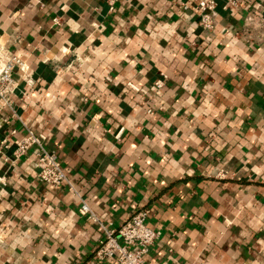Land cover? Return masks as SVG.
Masks as SVG:
<instances>
[{
	"label": "crops",
	"instance_id": "1",
	"mask_svg": "<svg viewBox=\"0 0 264 264\" xmlns=\"http://www.w3.org/2000/svg\"><path fill=\"white\" fill-rule=\"evenodd\" d=\"M197 1L0 0V45L25 62L0 119V264H114L99 241L138 209L158 233L144 264H264V41L233 33L264 0H216L211 34ZM27 128L60 187L33 149L14 157Z\"/></svg>",
	"mask_w": 264,
	"mask_h": 264
},
{
	"label": "built area",
	"instance_id": "2",
	"mask_svg": "<svg viewBox=\"0 0 264 264\" xmlns=\"http://www.w3.org/2000/svg\"><path fill=\"white\" fill-rule=\"evenodd\" d=\"M216 7V0H198L195 4L194 10L201 32L211 34L214 30L215 22L211 14ZM239 7V0H225L222 4V9L230 12ZM182 8L187 10L188 5L182 2ZM233 33L238 40L264 41V17L247 11L243 17L242 25ZM12 46L17 47L18 43H13ZM0 54L6 58L0 64V119L5 121L16 114V91L18 89L16 75L24 73L25 62L16 52L2 45H0ZM153 86L160 88L162 80H157ZM26 130L27 133L16 143L13 150L14 157L19 158L33 149V168L36 179L53 188L60 187L67 182V177L56 152L43 145V137L40 134L30 128ZM78 210L81 215L96 220L95 214L85 201H81ZM146 217L147 211L138 209L133 211L127 220L120 223L116 230H105L104 237L99 241L96 249L97 258L112 260L114 264H144L145 255L158 236V233L146 224Z\"/></svg>",
	"mask_w": 264,
	"mask_h": 264
}]
</instances>
